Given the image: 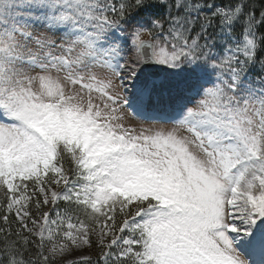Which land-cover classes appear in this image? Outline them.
Masks as SVG:
<instances>
[{
	"label": "snow or ice",
	"instance_id": "obj_1",
	"mask_svg": "<svg viewBox=\"0 0 264 264\" xmlns=\"http://www.w3.org/2000/svg\"><path fill=\"white\" fill-rule=\"evenodd\" d=\"M0 264H264V10L0 0Z\"/></svg>",
	"mask_w": 264,
	"mask_h": 264
},
{
	"label": "rangeland",
	"instance_id": "obj_2",
	"mask_svg": "<svg viewBox=\"0 0 264 264\" xmlns=\"http://www.w3.org/2000/svg\"><path fill=\"white\" fill-rule=\"evenodd\" d=\"M145 39H147L148 37L145 35L144 37ZM78 87V86H77ZM117 91H119V89L117 88L116 89ZM94 96H97V102H101L100 101V98L98 97L97 94H93ZM123 114L125 116V120H124V123L126 125H129V126H132V127H135L137 130H139V128L141 127H144V128H148V127H156V126H159V127H172L171 124H167V125H164V124H159L157 125L155 122H143V121H140L138 120L132 113L129 109H123ZM181 134H185V133H181ZM85 255V256H88L89 254V248H85L83 249L82 253H74V257L75 256H78V255Z\"/></svg>",
	"mask_w": 264,
	"mask_h": 264
},
{
	"label": "trees",
	"instance_id": "obj_3",
	"mask_svg": "<svg viewBox=\"0 0 264 264\" xmlns=\"http://www.w3.org/2000/svg\"><path fill=\"white\" fill-rule=\"evenodd\" d=\"M217 3H227L228 0H216ZM254 8L257 13H259L261 10H264V0H245V11H248L249 9ZM207 11V10H206ZM210 31H213L210 29ZM239 31V27H237V32ZM253 76L257 75V72L255 69L252 70L251 73ZM61 207H63V204H61ZM47 210V209H44ZM93 240H95V237H93ZM98 249L93 246L92 248H89V254L88 256H91L93 261L96 260Z\"/></svg>",
	"mask_w": 264,
	"mask_h": 264
}]
</instances>
